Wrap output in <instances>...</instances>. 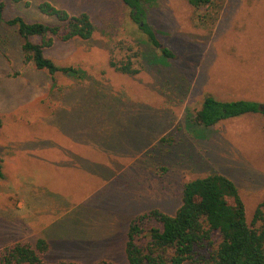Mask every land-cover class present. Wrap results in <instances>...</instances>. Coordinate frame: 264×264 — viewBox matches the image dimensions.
I'll return each instance as SVG.
<instances>
[{"label": "rangeland", "instance_id": "1", "mask_svg": "<svg viewBox=\"0 0 264 264\" xmlns=\"http://www.w3.org/2000/svg\"><path fill=\"white\" fill-rule=\"evenodd\" d=\"M0 1L3 19L57 24L38 11L41 0ZM45 1L85 12L93 32L86 40L51 37L44 55L83 71L51 77L25 60L14 27L0 22V255L40 237L45 264H127L129 221L151 209L172 214L182 185L211 172L233 182L249 225L264 198L261 115L208 128L188 119L206 94L264 103V0L199 9L145 0L148 24L173 53L163 61L121 1ZM203 13L215 20L200 22ZM126 62L134 73L117 70Z\"/></svg>", "mask_w": 264, "mask_h": 264}, {"label": "trees", "instance_id": "2", "mask_svg": "<svg viewBox=\"0 0 264 264\" xmlns=\"http://www.w3.org/2000/svg\"><path fill=\"white\" fill-rule=\"evenodd\" d=\"M119 1L127 8L129 19L145 35L148 44L159 50L160 59L173 58V53L161 46L147 22L145 0ZM216 1L219 0H186L194 9L208 8ZM36 7L40 13L53 17L57 24L28 22L19 15L3 19L1 1L0 22L14 27L21 39L20 50L25 60L31 61L36 69L45 70L51 77L61 72L82 78L83 71L72 66L56 65L44 55L43 48L51 45V37L62 41L88 39L93 32L88 15L85 12L70 15L45 0L39 1ZM200 16L199 21L203 23L209 18L212 22L215 20L207 13ZM31 37H38L39 41L33 42ZM116 68L124 73L135 72L129 68V62ZM252 113L261 115L264 126V103L248 99L218 100L206 94L188 122L208 128L221 120ZM150 221L157 225L147 226ZM143 238H146L145 242L140 240ZM46 250L47 243L40 237L32 245L15 242L4 247L0 264H45L41 255ZM201 250L204 253H200ZM124 254L127 264H185L186 261L198 264H264V198L255 206L248 225L242 201L229 178L218 172L195 177L182 185L180 204L172 214L151 209L129 221ZM53 264L79 263L59 260ZM91 264L113 263L99 260Z\"/></svg>", "mask_w": 264, "mask_h": 264}]
</instances>
